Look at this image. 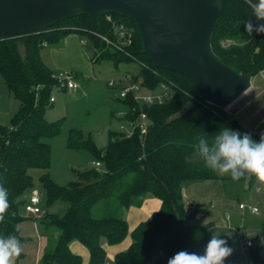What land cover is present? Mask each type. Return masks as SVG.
Listing matches in <instances>:
<instances>
[{"label": "trees", "instance_id": "16d2710c", "mask_svg": "<svg viewBox=\"0 0 264 264\" xmlns=\"http://www.w3.org/2000/svg\"><path fill=\"white\" fill-rule=\"evenodd\" d=\"M110 15L133 30L131 45L122 44L107 16L98 21L86 16L72 18L46 30L0 38V75L10 94L20 103L12 125H0V185L7 190L9 203L4 221L0 222V238L13 235L21 247L26 241L23 223L28 217L22 216L21 208L27 202V194L35 189L31 169L45 171L40 183L46 205L60 201L68 206L64 216L46 211L39 219L48 237L39 264H84L70 249L75 241L88 249L89 264H103L107 261L103 241L118 245L126 239L129 227L125 213L131 207H140L148 194L161 200L160 211L133 230L131 246L118 253L111 264H167L169 258L182 250L203 255L210 240L209 226L191 223L193 215L187 214L183 200L184 186L207 180H220L232 186L243 184L247 176L233 180L229 174L212 170L198 155L195 145L201 137L211 144L224 127L247 132L257 142L261 138L244 130L225 110L201 101L195 84L188 78L155 67L143 54V41L135 24L121 15ZM248 20L254 25L264 24V20L254 17L249 0H223L212 48L222 63L238 73L257 76L264 73V33L253 32L247 40ZM75 23H80L81 29ZM70 33L85 35L93 49V62L108 61L115 67L136 63L140 71L133 77L141 78L144 88L157 91L165 83L173 93L164 104L144 110L149 120L146 134L135 127L140 109L132 97L125 100L131 107L128 118L135 123L132 135L112 133L108 145L100 149L92 140L84 141L80 132L72 133L69 146L88 149L103 170L93 168L78 173L76 181L59 186L48 172L51 165L48 139L58 133L62 120L49 122L46 118L58 81L53 69L43 60L42 50L46 43L55 44ZM227 39L235 44L223 47L222 42ZM20 41L26 42V56L19 52ZM75 76L80 78L79 74ZM187 102H192L194 108L183 118L169 122ZM255 178L252 176L251 186ZM260 232L264 237V222ZM261 250H249L251 264H264ZM225 264H232L230 258Z\"/></svg>", "mask_w": 264, "mask_h": 264}, {"label": "water", "instance_id": "95a60500", "mask_svg": "<svg viewBox=\"0 0 264 264\" xmlns=\"http://www.w3.org/2000/svg\"><path fill=\"white\" fill-rule=\"evenodd\" d=\"M222 4L223 0H0V38L46 30L72 18L98 21L118 14L135 24L143 54L155 67L188 78L201 101L226 111L252 88L255 76L238 73L213 51ZM18 49L21 56L27 55L25 41L18 42ZM193 108L187 102L169 122ZM241 127L264 134V127L259 132Z\"/></svg>", "mask_w": 264, "mask_h": 264}, {"label": "rangeland", "instance_id": "374dc122", "mask_svg": "<svg viewBox=\"0 0 264 264\" xmlns=\"http://www.w3.org/2000/svg\"><path fill=\"white\" fill-rule=\"evenodd\" d=\"M80 25V23H75V26L79 29H81ZM250 37L251 35H248L246 39L248 40ZM82 38L86 39L85 35H82ZM102 39L104 40V37ZM50 47L43 50L44 61L48 65L49 59L46 54ZM82 53L86 59L89 74H84L83 77L76 80L78 89H74L75 91H59L56 89L53 95L56 97L57 102L46 113L49 122L62 120L58 133L48 139L51 146V165L48 172L59 186H67L69 183L76 181L78 179L77 174L93 169L95 167L93 164L97 160L88 149L69 146V138L72 133L80 132L84 141L92 140L100 149H104L108 145L112 133L133 134L134 124L136 123L128 118L131 107L124 99L120 98V90L110 88L107 82L112 79L123 78L127 74L138 76L139 65L136 63H122L115 67L108 61L93 62L94 53L89 44L83 45ZM138 82L142 85L141 78ZM252 84L253 89L258 88L259 95L233 118L237 122L244 121L252 111L264 102V93L262 92L264 89V73L254 77ZM148 93L149 91L142 85L139 94L146 95ZM19 109V101L10 94L0 75V125L10 127ZM233 110L236 109L233 108ZM102 170L101 168L100 171ZM44 173L45 171L42 169L30 170V174L34 178V187L41 195L42 209L50 214L64 216L68 208L67 203L59 201L52 206L46 205L45 191L40 183V178ZM232 186L233 192L238 197L244 196V191L238 193V189L234 187L239 186V184ZM21 214L26 217L23 207L21 208ZM96 215L98 216V213ZM249 221L256 222L257 218H249ZM247 232L254 242L252 249L262 248L261 252L264 254V237L261 235L260 230L253 228V230ZM27 250L30 257L31 251L30 249ZM19 259L21 258H14V264H17Z\"/></svg>", "mask_w": 264, "mask_h": 264}, {"label": "crops", "instance_id": "0c3cea01", "mask_svg": "<svg viewBox=\"0 0 264 264\" xmlns=\"http://www.w3.org/2000/svg\"><path fill=\"white\" fill-rule=\"evenodd\" d=\"M48 47H50L46 54L49 59L48 63L55 73L72 71L75 74H79L80 77H83L84 74H89L86 59L82 53L83 45L80 34L70 33L55 44L46 43L43 50ZM43 50L42 58L44 60ZM252 89L226 110L230 118L233 119L258 97V88ZM262 92L264 93V89ZM53 97L55 101L52 105L57 102L56 97L54 95ZM233 108L236 110L232 111ZM238 123L241 126H247L254 132H259L264 127V102L252 111L244 121L240 120ZM251 179L252 176H247L243 184L234 186L238 189V193L240 191L245 192L241 198L233 192V186H227L220 180L191 183L183 188V200L187 214L193 215L191 223L199 226H209L208 236L210 239L212 235L226 239L228 245L234 248L232 256L229 257L232 264H251L249 251L243 249L242 243L244 239L253 242L247 231L253 230V228L260 230L264 222V183H260L255 178L254 184L251 186ZM30 194L31 192L27 194L26 200H28ZM240 204L257 207L259 214L254 215L248 209L241 210L239 207ZM161 206L162 202L160 199L153 194H148L140 207H131L125 213V219L129 227V233L126 239L118 245H108L105 241L102 243L107 253V260L112 261L118 253L126 251L132 244L131 233L133 230L141 223L150 221L153 215L160 211ZM249 218H257V221L251 222ZM38 224L39 220L36 221L29 217L23 223V237L26 241L22 245V257L17 260V264L40 263L47 246L48 237ZM27 249L31 251L30 257ZM70 249L74 254L82 258L84 264L90 263V253L81 243L76 241L72 242Z\"/></svg>", "mask_w": 264, "mask_h": 264}, {"label": "clouds", "instance_id": "9594fccd", "mask_svg": "<svg viewBox=\"0 0 264 264\" xmlns=\"http://www.w3.org/2000/svg\"><path fill=\"white\" fill-rule=\"evenodd\" d=\"M249 3L256 20H264V0H257L256 3L249 0ZM245 31L249 35L264 33V24L254 25L248 20ZM195 148L206 165L219 174H229L233 180L255 176L257 181L264 183V134L257 142L247 132L224 127L214 136L211 144L201 137ZM8 208L7 190L0 185V222L4 221ZM250 210L259 213L256 207ZM21 252V244L15 236L0 238V264H14V258L19 257ZM233 252L234 248L228 245L226 239L212 235L203 255L182 250L169 258L167 264H225Z\"/></svg>", "mask_w": 264, "mask_h": 264}, {"label": "built area", "instance_id": "2783aa9c", "mask_svg": "<svg viewBox=\"0 0 264 264\" xmlns=\"http://www.w3.org/2000/svg\"><path fill=\"white\" fill-rule=\"evenodd\" d=\"M107 20L113 24V28L118 35V38L122 40L123 45H131L133 43V30L125 23L115 20L111 15H107ZM107 43H110L109 39L104 38ZM87 40L82 39V45H88ZM235 43L227 39L222 42V46L228 48ZM55 78L58 81L57 89L59 91L63 90H74L78 87L77 78L75 73L71 71H61L55 73ZM110 88H116L120 90V98L128 99L132 97L136 102L138 108L140 109L139 118L135 124V127H138L142 134H146L149 127V120L146 112L144 111V107L147 108L153 105H162L168 100L171 99L173 89L168 84H161L157 91H149L146 95H140V90L142 85L135 80L133 75L127 74L123 78L112 79L107 82ZM55 98H51V102L53 103ZM120 116V115H119ZM132 135V134H128ZM94 166L97 170L101 169V163L96 161L94 162ZM42 199L40 192L37 189L31 190V194L24 205L26 216L32 218L33 220L38 221L43 217L44 211L42 209ZM241 210H250L253 206H247L246 204H240ZM257 208V207H256ZM251 212V210H250ZM254 215H258L259 213H253ZM243 249L245 251H249L253 247V242L247 239L243 240ZM103 264H111V260H107Z\"/></svg>", "mask_w": 264, "mask_h": 264}]
</instances>
